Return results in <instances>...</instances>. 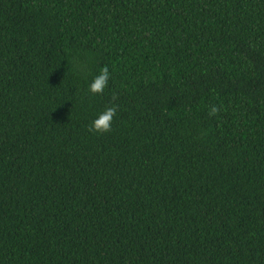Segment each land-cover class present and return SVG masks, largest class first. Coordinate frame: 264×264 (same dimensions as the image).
Returning a JSON list of instances; mask_svg holds the SVG:
<instances>
[{
    "label": "trees",
    "instance_id": "1",
    "mask_svg": "<svg viewBox=\"0 0 264 264\" xmlns=\"http://www.w3.org/2000/svg\"><path fill=\"white\" fill-rule=\"evenodd\" d=\"M0 264H264V0H0Z\"/></svg>",
    "mask_w": 264,
    "mask_h": 264
},
{
    "label": "clouds",
    "instance_id": "2",
    "mask_svg": "<svg viewBox=\"0 0 264 264\" xmlns=\"http://www.w3.org/2000/svg\"><path fill=\"white\" fill-rule=\"evenodd\" d=\"M110 73L106 67L100 69L99 73L93 77L91 83L88 85V91L93 94H100L107 86L109 81ZM217 109L213 107L210 115L215 114ZM115 115V107L107 108L104 113L98 118L91 122L90 131H94L97 134H102L110 131L112 119Z\"/></svg>",
    "mask_w": 264,
    "mask_h": 264
}]
</instances>
